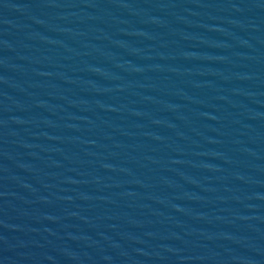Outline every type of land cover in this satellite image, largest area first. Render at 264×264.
<instances>
[{"label": "water", "instance_id": "1", "mask_svg": "<svg viewBox=\"0 0 264 264\" xmlns=\"http://www.w3.org/2000/svg\"><path fill=\"white\" fill-rule=\"evenodd\" d=\"M0 264H264V0H0Z\"/></svg>", "mask_w": 264, "mask_h": 264}]
</instances>
